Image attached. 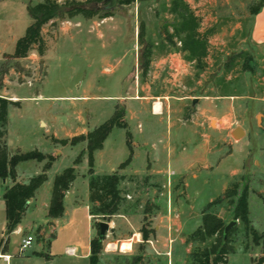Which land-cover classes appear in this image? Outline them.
Returning <instances> with one entry per match:
<instances>
[{
  "label": "rangeland",
  "instance_id": "rangeland-1",
  "mask_svg": "<svg viewBox=\"0 0 264 264\" xmlns=\"http://www.w3.org/2000/svg\"><path fill=\"white\" fill-rule=\"evenodd\" d=\"M29 1L35 4L43 0H0V65L1 63L9 65L15 62L9 56H5V53L14 52L17 39L25 34L31 23V17L27 10ZM56 1L60 4L58 10L60 13L66 9L63 6L65 3L73 0ZM75 1H86L87 6L98 7L102 12L110 10L114 17L125 18V22L122 24L125 29L117 27L119 19L102 21L108 17L95 16L90 20L81 15L72 18L71 31L65 34L62 29H59V35L49 41L45 56L48 64L47 76L44 78L46 66L39 62L41 57H31L32 52L27 58L19 61L20 66L23 67L21 75L10 74V72L7 74L8 80H15L19 84L15 86L13 91L21 96H27L35 94L40 88L44 98L38 100L44 105L54 100L47 98V96L78 94L87 89L93 94L115 96L123 88L121 82L123 77L134 68L132 66L134 54L138 57L137 66H135L136 75L140 74L141 79H143L144 75L149 72L143 71V53L148 46L152 53L151 59L154 57V53L159 56L170 51L180 53L183 59L193 65L197 64L196 61L202 66L205 65L201 69L196 65L186 66L190 72L186 82L190 80L189 83L192 84L198 78L206 77L207 80H215L220 84L221 93L224 94L227 90H232L237 94V96L232 97L223 96L218 100L217 112L214 116L226 117L220 121L214 118L212 125H222L228 121L227 124L232 128L236 126L245 128L243 132L233 134L235 138L233 142L240 141L243 148L240 150V148L233 147L234 154L219 169L208 175L202 173V176L207 175L208 183L203 181L204 177L198 181L191 180L189 191L194 194V191L198 189L201 198L211 194L218 197L221 178L225 179V176L235 166L241 169L235 178V182L239 183L240 189L248 187L250 224L249 227H246L239 219L237 226L232 228L234 229L232 240L235 250L229 255L227 264H264V99L261 97L264 96V66L254 63L253 69L250 71L251 74H249V71L243 70L245 58L249 55L240 52L238 56L242 59L234 56L232 66L224 67V56L217 51L218 49H213L211 42H208L207 52L200 60L190 56L188 50H184L183 40L186 32L182 30V23L185 14L192 13L197 18H208L210 23L199 24V28H204L203 31L213 32L215 30L216 32L218 30L219 26L213 25L211 19L216 11L211 6L213 5L212 0H117L113 9L107 8L110 2L106 0ZM217 1L219 3L220 0ZM228 9L220 10L218 8L217 12L220 15L222 13L227 14ZM233 10L235 12V9ZM68 20L69 18L58 20L56 30L51 24L45 25L43 32L46 38L51 37L53 32L57 31L59 26ZM95 21L100 24L97 26ZM99 29L105 33L103 38L99 36ZM143 29L144 37L141 38L140 33ZM128 32L131 35L136 33L138 35L137 40L135 41V38L130 37ZM227 43L230 44V47H235L233 40L229 39ZM227 51L229 52L230 49ZM101 58H104V64L108 66H101ZM91 60L93 66H88V61ZM171 73H167L169 79L182 78L181 75H172ZM202 74L204 75L202 76ZM42 78H44L43 81H41ZM29 80L33 83L30 84ZM255 83L257 84L255 92L259 98L250 100L249 85L255 86ZM69 100H55V112L58 113L56 127L59 138H54L47 133L46 137H49V141L36 143L42 153L53 156V166L49 173L51 179H54L56 174L64 168L74 165L75 159L80 155V160L76 164L78 176L76 186L81 192L83 182L89 177V164L85 152L86 148L82 149L86 141L72 144L71 140L77 135L69 136L66 134L70 124V116H73L75 111L72 102ZM78 102V112H81L90 123L104 122L112 117L116 111L121 112L123 109L126 113V105L119 102L118 98L115 97L90 100L88 103ZM31 103L32 101H25L26 112L32 111ZM113 106L115 110L112 114L109 108ZM86 108H89V111ZM45 111L48 113L49 110L46 109ZM121 120L127 124V128L113 127L104 150L95 154L94 169L97 174L111 173L113 170L119 169L120 164L129 157L130 150L133 153L134 147L137 146L136 143L143 141L138 132L137 124L128 126L125 114ZM17 121L15 119V122ZM165 129L168 130L169 136L176 132V127L167 126V121L164 124H157L156 131L159 134H153L152 140L158 146L165 141V138L160 136L161 130ZM37 130L41 136L47 128L43 125H37ZM54 131L52 129V133ZM51 137L52 139H50ZM52 142L57 145L58 149L54 150ZM226 147V151H230V146ZM48 160L46 158L41 162L44 165ZM131 161L124 165L128 173L120 184L124 197L120 211L106 218L93 216L95 236L99 235L98 223L100 221H106L110 224L104 239L106 256L101 254L104 257L100 264L109 263L118 258L120 249L116 247L112 250L109 247L110 242L116 241L118 243L116 239H132L136 231L142 229L143 226L151 227L159 221L157 215L161 212L163 197L167 193L178 189L185 191L184 188H180L181 184H171L169 181L166 183L162 181L151 182L150 176L147 175L150 163H147V160H143V158H137L134 165ZM143 163L144 166L147 165L143 169L144 171L139 170L140 172L137 171L136 173L137 168L141 167ZM242 163L243 167L241 166ZM26 168V171L31 169L30 165H26ZM174 201H178V199L175 198ZM211 211L220 215L226 224L235 219L233 207L227 201L213 206ZM211 243L212 239L205 243L195 242L191 250L196 247L209 246ZM36 246L37 241L33 244V247ZM108 247L112 251H105ZM178 261L180 263L177 264H191L189 259L186 262H182L183 260L180 259ZM126 262L125 258L120 259V264H126Z\"/></svg>",
  "mask_w": 264,
  "mask_h": 264
},
{
  "label": "crops",
  "instance_id": "crops-1",
  "mask_svg": "<svg viewBox=\"0 0 264 264\" xmlns=\"http://www.w3.org/2000/svg\"><path fill=\"white\" fill-rule=\"evenodd\" d=\"M212 1L213 5L211 6L216 11L211 19L213 25L219 26L218 30L206 32L203 31L204 28L198 26V31L206 34L208 42L213 43V49H218L217 51L224 56L223 66H227V68L232 66L234 56L241 58L237 55L240 52L249 55L250 66H254V63L264 66V4L257 13H252L250 5L255 0H220L219 3L217 0ZM218 8L220 10L229 9L227 14L220 15L217 12ZM109 19L113 21L119 19L117 27L125 29L122 25L125 18L112 15L102 21ZM198 19L199 24L210 23L208 18L200 17ZM71 20L72 18L62 23L51 37L46 38L48 44L51 38L59 35V29H62L65 34L71 31ZM94 23L97 26L100 24L96 21ZM128 35L135 38V41L137 40L136 33L131 35L128 32ZM99 36L101 38L105 36L101 29H99ZM229 39L233 40L235 47H230V44L227 43ZM227 49L230 51L228 52ZM154 54V57L150 58L148 68L143 69L145 73L149 71L143 79L140 74L136 75L135 73L138 57L134 54L132 65L134 68L123 77L121 80L123 88L115 96L93 94L87 89L78 94L47 96L54 100L44 105L38 100L44 98L40 88L35 94L21 96L13 91L15 86L19 85L17 81L8 80L7 75L0 87V95L20 103L18 106L11 105L8 111L5 140L9 155L39 150L36 142L49 141V137H46L47 133L54 138H59L56 127L58 121V113L55 112L56 99H70L69 101L72 102L75 111L73 116H70L66 134L75 136L87 134L93 127L102 123V121L90 123L86 120L85 116L78 112V101L88 103L90 100L115 97L126 105L125 120L128 126L137 124L138 132L143 140L142 143H136L131 163L134 165L137 158H143V160H147V163H150L147 175L150 176L151 182L166 183L169 181L171 184H181L180 188L185 189V191H180V189L171 191L163 197L162 209L157 215L159 221L149 227L154 230L150 239L144 241L141 229H139L132 239H116L118 243L110 242L109 247L112 250L116 247L120 249L118 258L102 264H120L122 258L127 260L126 264H177L180 263L179 259L186 262L192 251L191 248L197 242L190 240L189 237L202 225L203 211L217 197V195L211 194L201 198L198 189L194 191V194L191 193L189 191L191 180L198 181L204 177L203 181L208 183L207 175L219 169L229 157H232L233 147L240 148V150L243 148L240 141L233 142L235 141L233 134L241 133L245 128L238 126L232 128L227 124L228 121L226 124L212 125L214 118L220 121L226 117L214 116L217 112L218 100L223 96L232 97L237 94L232 90H227L224 94L221 93L220 84L215 80L209 81L206 77L198 78L192 84L189 83L190 80L186 82L190 73L186 66L196 65L199 66V69L205 66L200 65L198 61L193 65L177 52L166 51L159 56ZM38 56L40 55L35 51L31 55L35 58ZM45 56L46 53L39 59V62L46 66L44 78L48 74ZM23 59L25 58H21L19 61ZM101 60V66H108L104 64V58ZM87 65L93 66L92 60L88 61ZM9 72L10 74L17 73L14 68H11ZM170 72L172 75H181L182 78L169 79L167 73ZM249 74H251L250 71ZM184 77L185 79H183ZM8 82L10 84H7ZM256 87V83L255 86L249 85L250 100L259 98L255 92ZM261 97L264 99V96ZM25 101H32V111L26 112ZM46 109L49 110L48 113H46ZM86 110L89 111V108ZM109 110L113 114L115 107L113 106ZM15 119L18 121L15 122ZM165 121H167V126H175L176 132L169 136L168 130H161L160 136L165 138V141L158 146L152 140V135L159 134L156 131V126L160 123L164 124ZM37 125L47 128L41 136ZM52 129L55 130L54 133H52ZM109 135L104 141L103 148L97 150L95 154L104 150ZM52 144L54 150L58 149L57 145L53 142ZM86 145L85 142L82 149H85ZM226 146H230V151H226ZM26 165H30L31 169L26 171ZM42 166L43 163L36 159L19 162L16 165L17 181L28 182L30 177L41 171ZM146 166L143 163L141 167L137 168L136 173L140 172L139 170L143 172ZM241 166L243 167V163ZM240 171L241 169L235 166L225 176V179L221 178L219 195L235 182ZM120 173L126 175L128 171L122 168ZM202 173H207V175L202 176ZM53 180L48 175V180L37 190L35 196L29 199L28 208L21 223L14 231L7 234L4 192L11 184V180L0 177V264H90L91 239L95 234L94 219L90 210L89 177L83 182V190L80 192L76 186L77 176L65 194V211L58 218L48 216ZM175 198L178 201H174ZM29 234L34 235L33 244L37 241V246L33 247L32 245L26 251H21L22 239ZM6 241L7 243H5ZM122 243H130L131 248L122 249ZM109 247L105 251H112L109 250ZM105 253L103 250L104 256H106ZM104 256H101V259Z\"/></svg>",
  "mask_w": 264,
  "mask_h": 264
},
{
  "label": "trees",
  "instance_id": "trees-1",
  "mask_svg": "<svg viewBox=\"0 0 264 264\" xmlns=\"http://www.w3.org/2000/svg\"><path fill=\"white\" fill-rule=\"evenodd\" d=\"M263 4L264 0H255L250 5V11L257 13ZM63 6L66 9L59 13L60 4L56 0H43L35 4L29 1L27 10L31 17V23L27 27L25 34L18 38L15 51L12 54L5 55L14 59L15 62L9 65H3V63L0 65V87H2L4 77L9 73L11 68H14L18 75H21L23 67L20 66L19 59L28 57L34 51L40 56L45 55L49 45L43 32L45 25L51 24L56 30L58 20L65 18L71 19L78 15H82L87 19L95 16L101 18L112 16L110 10L102 12L98 7L87 6L86 1L73 0L65 3ZM182 24V30L186 32L183 48L190 52V56L197 57L200 60L207 52L208 36L198 31L199 19L192 13L184 15ZM140 37H144V29L141 31ZM237 55H240V53ZM150 58L151 49L148 46L147 50L143 53V67L145 70L150 64ZM243 69L245 71H252L253 69L249 64V56L245 58ZM19 79L23 81L21 78ZM19 104L17 101L9 100L7 97L0 95V177L11 180V184L7 186L4 192L7 234L14 231L21 223L27 211L29 199L34 197L37 190L48 180V173L53 165V156L46 155L37 149L16 153L12 156L9 155L5 140L8 111L11 105L18 106ZM124 114V109L121 112L116 111L112 117L91 129L87 134L77 135L71 140L72 144H76L79 141H86L87 143L85 152L89 164L90 210L93 216L97 215L106 218L118 213L124 200L120 184L125 175L120 173V169L124 168V165L131 161L132 150H130L129 157L120 164L119 169L103 174H97L94 169L95 152L103 148L104 141L113 127L120 126L127 128V124L121 120ZM46 158L49 160L43 165L41 171L30 177L28 182L22 183L17 181L16 165L19 162L30 159L44 161ZM79 160L80 155L75 159L74 165L68 166L56 174L53 180L52 196L48 210L49 217L58 218L63 215L65 211V194L77 178L76 164ZM224 201H227L233 207L234 217L240 219L246 227H249L250 206L248 187L240 189L239 183L233 182L221 195L207 205L203 211L202 225L190 235V240L199 243H205L209 239H212V243L209 246L196 247L191 251L189 254L191 264H227L229 255L234 252L235 248L232 240L234 229L230 230L225 239L223 233L226 222L217 213L211 211L213 206ZM141 232L143 240L147 241L154 233V230L143 226ZM104 239H100L99 235H94L91 239L90 264H100L101 254L104 250Z\"/></svg>",
  "mask_w": 264,
  "mask_h": 264
},
{
  "label": "water",
  "instance_id": "water-1",
  "mask_svg": "<svg viewBox=\"0 0 264 264\" xmlns=\"http://www.w3.org/2000/svg\"><path fill=\"white\" fill-rule=\"evenodd\" d=\"M106 1L110 2L107 6L108 9H113L117 4V0H106ZM238 222H239V219L235 218L225 225L224 233H223V236L225 239L227 238L230 230L232 228H234L235 226H237ZM109 227H110V224L108 222L100 221V223H99V237H100V239H104L106 237L107 232L109 230Z\"/></svg>",
  "mask_w": 264,
  "mask_h": 264
},
{
  "label": "built area",
  "instance_id": "built-area-1",
  "mask_svg": "<svg viewBox=\"0 0 264 264\" xmlns=\"http://www.w3.org/2000/svg\"><path fill=\"white\" fill-rule=\"evenodd\" d=\"M29 83L32 84L33 82L29 80ZM34 240H35V237L32 234H29V235L25 236L22 239L20 250L21 251H26L27 249H29L33 245V241Z\"/></svg>",
  "mask_w": 264,
  "mask_h": 264
},
{
  "label": "bare ground",
  "instance_id": "bare-ground-1",
  "mask_svg": "<svg viewBox=\"0 0 264 264\" xmlns=\"http://www.w3.org/2000/svg\"><path fill=\"white\" fill-rule=\"evenodd\" d=\"M121 248L124 249V250L125 249H129V248H131V245H130V243H122Z\"/></svg>",
  "mask_w": 264,
  "mask_h": 264
}]
</instances>
